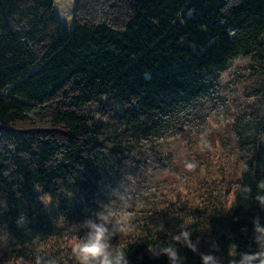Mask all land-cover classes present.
I'll list each match as a JSON object with an SVG mask.
<instances>
[{"label":"trees","instance_id":"obj_1","mask_svg":"<svg viewBox=\"0 0 264 264\" xmlns=\"http://www.w3.org/2000/svg\"><path fill=\"white\" fill-rule=\"evenodd\" d=\"M61 1L0 0V237L15 264L37 255L77 264L43 244L99 211L113 189L139 182L134 153L145 143L220 118L217 138L243 163L229 206H213L203 224L192 220L196 208L149 210L133 197L139 231L111 244L129 264H169L149 251L169 244L184 264H202L200 254L229 264L255 251L253 218L264 224L254 199L264 180V0H79L71 28L55 13ZM97 8L110 19H95ZM96 103L105 120L89 111ZM59 214L69 225L57 226ZM182 228L198 252L173 240Z\"/></svg>","mask_w":264,"mask_h":264},{"label":"rangeland","instance_id":"obj_2","mask_svg":"<svg viewBox=\"0 0 264 264\" xmlns=\"http://www.w3.org/2000/svg\"><path fill=\"white\" fill-rule=\"evenodd\" d=\"M78 3L79 0H63L56 4L55 13L67 28L73 25ZM93 17L97 20L110 19L108 11L104 8H97ZM235 96L240 97L237 93ZM99 110V103L89 107V111L98 120L104 118ZM36 116L39 118V115ZM39 122L44 124V120ZM225 126L226 121L221 118L219 121L212 120L209 128L204 125L185 129L173 137L145 143L135 151L134 157L138 167L133 166L132 170L140 181L128 186L129 190L133 186L131 197L129 196L131 200H128L123 212L118 213V219L126 226V230L116 235L118 240H125L137 233L139 229L136 220L144 217L142 213L128 211L133 197L139 199L136 201L138 204L147 203L149 210L154 205L164 212L184 209L186 214H191L196 208L199 211L193 214L192 220L201 221L203 224L208 223L206 214L213 212V206H220L221 201L224 207L229 206L243 163L237 152L227 150L217 138L218 132ZM188 162L196 163L197 167L189 171L185 166ZM56 206L57 203L51 198L48 207L53 209ZM136 208L140 212L139 206ZM149 210L147 213L151 214ZM62 232L64 235L46 240L43 247L59 252L66 259L76 260L72 248L77 236H83L84 232L81 230L75 233L69 226ZM8 244L5 237H0V264L20 262L11 256Z\"/></svg>","mask_w":264,"mask_h":264},{"label":"clouds","instance_id":"obj_3","mask_svg":"<svg viewBox=\"0 0 264 264\" xmlns=\"http://www.w3.org/2000/svg\"><path fill=\"white\" fill-rule=\"evenodd\" d=\"M186 168L191 171L197 167L194 162L186 163ZM257 193L254 199L260 209L264 211V180L257 183ZM243 191L251 195V188L244 187ZM129 200V188L121 184L113 189L108 203L102 204L99 211L83 220L78 225H69L63 214H59L56 219L57 226L63 227L68 224L70 230L79 232L83 230V236H77L72 248V254L76 258L77 264H129L126 253L122 249H117L111 244V240L117 234H122L126 226L118 219V213L127 206ZM42 202L48 206L51 204V197H42ZM24 217L21 216L20 220ZM253 242L256 245L255 251L243 252L238 259L229 261V264H264V224L261 223L259 216L253 218ZM130 230V228L128 229ZM192 232L182 228L173 237L177 243H182L192 252H198V241L191 239ZM149 251L154 256L164 255L168 258L169 264H184L177 249L171 244L167 246H151ZM202 264H221L219 257L212 254H200ZM35 264H57L54 257L37 255Z\"/></svg>","mask_w":264,"mask_h":264}]
</instances>
